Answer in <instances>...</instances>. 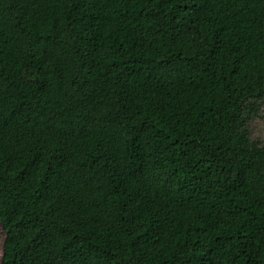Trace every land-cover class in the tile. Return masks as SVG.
<instances>
[{"label": "trees", "instance_id": "16d2710c", "mask_svg": "<svg viewBox=\"0 0 264 264\" xmlns=\"http://www.w3.org/2000/svg\"><path fill=\"white\" fill-rule=\"evenodd\" d=\"M264 0H0V264H264Z\"/></svg>", "mask_w": 264, "mask_h": 264}, {"label": "rangeland", "instance_id": "374dc122", "mask_svg": "<svg viewBox=\"0 0 264 264\" xmlns=\"http://www.w3.org/2000/svg\"><path fill=\"white\" fill-rule=\"evenodd\" d=\"M248 129L252 140L257 141L260 144H264V104L260 107L258 117L249 122ZM3 239L4 232L0 226V259L2 255Z\"/></svg>", "mask_w": 264, "mask_h": 264}]
</instances>
